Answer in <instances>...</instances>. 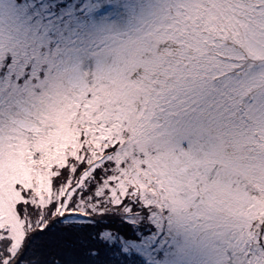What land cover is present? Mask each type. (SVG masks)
<instances>
[{
  "label": "snow or ice",
  "instance_id": "snow-or-ice-1",
  "mask_svg": "<svg viewBox=\"0 0 264 264\" xmlns=\"http://www.w3.org/2000/svg\"><path fill=\"white\" fill-rule=\"evenodd\" d=\"M0 264H264V0H0Z\"/></svg>",
  "mask_w": 264,
  "mask_h": 264
}]
</instances>
